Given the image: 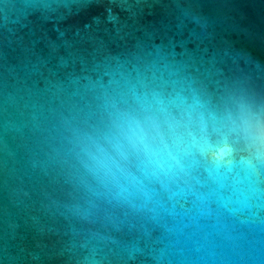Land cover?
Here are the masks:
<instances>
[{"label":"water","instance_id":"1","mask_svg":"<svg viewBox=\"0 0 264 264\" xmlns=\"http://www.w3.org/2000/svg\"><path fill=\"white\" fill-rule=\"evenodd\" d=\"M0 264H264V0H0Z\"/></svg>","mask_w":264,"mask_h":264}]
</instances>
